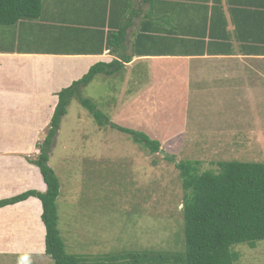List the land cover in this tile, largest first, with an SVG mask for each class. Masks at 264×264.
<instances>
[{"label": "crops", "instance_id": "0c3cea01", "mask_svg": "<svg viewBox=\"0 0 264 264\" xmlns=\"http://www.w3.org/2000/svg\"><path fill=\"white\" fill-rule=\"evenodd\" d=\"M41 2L38 19L21 21L13 28L19 42H30V49L18 45L0 51V200L29 190L46 191L39 168L29 160L40 154L57 93L98 63L123 66L114 75H99L107 84L117 78L137 83L138 90L144 87L140 84H154L157 77L165 89L163 98L178 96L172 90L184 86L201 94L200 89L219 91L230 86L238 90L264 81V0ZM121 31L122 44L108 47V39L113 41ZM16 105L29 106L26 116L25 109L9 107ZM176 134L169 136H184L180 131ZM42 212L35 198L0 209L1 262L19 253L50 258L45 254ZM38 230V248L29 247V236L25 247L18 245L24 238L17 232Z\"/></svg>", "mask_w": 264, "mask_h": 264}, {"label": "rangeland", "instance_id": "374dc122", "mask_svg": "<svg viewBox=\"0 0 264 264\" xmlns=\"http://www.w3.org/2000/svg\"><path fill=\"white\" fill-rule=\"evenodd\" d=\"M13 28L0 26V51L18 45L30 49V42H19ZM98 77L81 95L93 99L117 125L152 139L162 137L161 151L153 155L131 136L110 126L99 128L93 115L76 98L72 100L50 156L62 186L59 230L66 253L95 256L124 250L182 249L184 192L180 172L166 157L176 163L200 161L201 172L217 171L222 161L264 163V81L250 82L238 90L230 86L219 91L200 89L201 94H197L199 89L184 86L172 90L178 96L163 98L165 89L156 76L154 84H140L144 87L138 90L135 82L112 78L113 90V83ZM137 92L139 97L133 98ZM9 107L25 109L26 116L29 106ZM177 131L185 137L169 136ZM20 208L16 207L17 212ZM16 235L24 238L20 247L26 246L27 236L29 247L40 246V230ZM237 251L238 264H264V241L256 249L241 245ZM32 255H11L0 264H54L51 258Z\"/></svg>", "mask_w": 264, "mask_h": 264}, {"label": "trees", "instance_id": "16d2710c", "mask_svg": "<svg viewBox=\"0 0 264 264\" xmlns=\"http://www.w3.org/2000/svg\"><path fill=\"white\" fill-rule=\"evenodd\" d=\"M41 0H0V26L15 27L21 21L40 17ZM124 33L108 39V47H119ZM123 68L119 63L94 65L80 80L57 93L54 109L45 139L39 144L40 154L33 163L39 168L47 186L45 192L29 190L17 196L0 200V209L14 206L30 198L42 205L41 221L46 230L45 254L54 264H238L241 245L256 249L264 241V163L222 161L218 170L201 172L200 161L175 162L180 172L184 192L182 203L183 248L178 250H124L103 255H69L59 230L58 199L61 182L50 165L51 150L63 118L74 98L87 109L100 128L110 126L132 137L151 154H158L161 143L156 139L120 127L111 122L97 104L81 95L99 75L111 76Z\"/></svg>", "mask_w": 264, "mask_h": 264}]
</instances>
